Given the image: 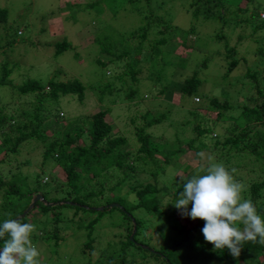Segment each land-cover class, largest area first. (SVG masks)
Here are the masks:
<instances>
[{
    "label": "trees",
    "instance_id": "obj_1",
    "mask_svg": "<svg viewBox=\"0 0 264 264\" xmlns=\"http://www.w3.org/2000/svg\"><path fill=\"white\" fill-rule=\"evenodd\" d=\"M151 1L117 0L121 7L127 2L131 7L130 12L142 14L143 3L147 4V10L150 9L152 20H148L154 24L147 26V31L141 36L142 41L153 34L150 33L152 29L157 30L159 39L150 46L149 62L156 58L164 60L161 58L164 57L163 50L176 41L177 32H182V45L191 48L187 46L191 43L189 37L198 36L197 29L184 30L165 22L153 13ZM183 1L193 20L203 15L205 20L221 19L224 22L234 9L233 2L239 13L250 14L253 34L264 30V21L260 19L264 5L259 0ZM8 21L7 10L0 8V23L5 26ZM196 39L192 43L194 46ZM109 41L104 51L111 54L118 42ZM55 48L58 56L72 47L64 40ZM142 53L143 47H140L136 57L142 59ZM9 54H12L11 43L0 36V90L3 86L12 89L9 102L3 98L0 100V146L3 148L0 166L11 164V156L20 152L25 142H37L43 147L44 163L55 161L58 170L63 173V179H58L54 172L46 178L41 174H24L18 164L16 172L0 171V220L19 218L23 223H32L35 225L32 234L34 244L56 239L59 247L64 239L59 235L60 220L65 218L63 211L70 209L73 211L70 223L80 217L79 230L86 229L88 232L87 241L81 249V254L88 257V264H92L93 259L96 264H264V244L245 241L239 257H234L229 251H214L201 232L204 221L183 217L170 204L175 198L172 202H164L171 188L163 185L159 177L164 176L169 168L180 170L177 162L184 148L165 152L153 146L147 129L161 122L163 117L145 121L149 112L136 119L133 117L131 124L142 123L136 131L140 147L136 152L130 148L125 150L128 139L114 136L112 125L106 120L110 109L69 121L60 116L58 106L61 98L72 96L84 102L86 87L80 80L61 81L53 78L46 84L30 80L22 86H14L9 81L13 73L10 67L19 64L10 62ZM228 54L232 60L227 76L242 63L240 59L233 58L235 48L228 49ZM259 54L264 57L263 47ZM126 57L120 55L118 59ZM262 60L254 69L247 70L242 88L233 97L235 102L228 101L224 95L227 93L230 97V94L222 89L213 98L200 93L202 82L198 76L201 71L208 70L211 57L202 59L192 75L175 83L172 90L176 89L184 99L198 96L206 99V103H209L205 107L207 112L217 113L215 122L203 120L199 125L189 123L200 138L192 140L188 147L199 155L202 149L209 150L205 141L211 138L214 142L212 164L223 163L234 179L243 185V198L251 200L257 212L264 215V58ZM243 62L246 63V60ZM99 63L105 66L103 62ZM163 64V67L173 65L167 60ZM133 73L138 74L137 71ZM24 97H32L34 101L25 100ZM53 112L56 114L53 115ZM140 118L144 119V123L139 121ZM52 121L55 124L45 130L44 126ZM218 121L230 123L213 138L211 136L217 132L215 127H218ZM157 156L163 158L162 165L161 161L156 160ZM143 166L154 167L145 182L139 178ZM173 181L172 188L177 195L182 186L178 185L177 180ZM48 183L53 185L47 188L45 184ZM38 196L42 200L34 203ZM114 203L118 206L110 207ZM138 212L143 215L137 217L135 213ZM110 214V224L105 226L102 223ZM124 220H127V225L123 223ZM50 224H53V229L47 227ZM153 227L156 228L154 232ZM98 228L101 233H96ZM134 230L135 236L131 239ZM101 237L104 240H100ZM105 237L114 241L106 242Z\"/></svg>",
    "mask_w": 264,
    "mask_h": 264
},
{
    "label": "rangeland",
    "instance_id": "obj_2",
    "mask_svg": "<svg viewBox=\"0 0 264 264\" xmlns=\"http://www.w3.org/2000/svg\"><path fill=\"white\" fill-rule=\"evenodd\" d=\"M259 1L264 5V0ZM232 4L234 9L232 8L224 22L221 19L205 20L203 15L198 20H193L183 0H152L151 10L155 15L180 29L196 28L198 36L190 35L191 43L187 46L191 48H186L182 45V32H177L176 41L163 50L164 57L161 58L164 60L156 58L149 62L150 46L159 38L157 30L152 29L150 33L153 34L142 41L141 36L147 31V26L154 24L148 20L152 15L150 9L147 10L146 3L142 4L144 11L139 14L130 12L131 7L127 2L121 7L122 4L117 0H0V8L7 10L9 17L7 25L0 23V36L11 43L12 54H9V61L19 64L10 67L13 73L9 81L14 86H22L30 80L45 84L53 78L61 81L80 80L86 87L84 102L81 103L72 96L61 98L58 106L60 116L69 121L91 117L101 110L110 109L106 120L112 125L113 135L126 137L128 145L124 149L130 148L133 152L140 147L136 131L142 123L131 124L130 120L147 112L150 115L145 121L163 117L161 122L147 129L153 146L165 152L184 148V153L177 162L180 170L169 168L164 176L159 177L163 185L171 188L170 195H167L164 202H172L176 197V190L172 188L173 179L182 186L180 177H188L195 174L198 168L213 163L214 142L211 138L205 141L209 150L202 149L200 152L204 154L203 158L188 147L192 140L200 138L193 131L194 126L189 123L199 125L203 120L215 122L217 118L216 112L208 113L205 109L206 105H209L206 99L199 96L184 99L176 89L172 90L173 85L182 82L184 77L191 76L202 59L211 57L208 70L201 71L198 76L202 82L200 93L213 98L222 89L230 94L228 97L226 93L225 98L235 102L233 97L242 88L241 83L247 70L254 69L264 58L259 54L260 48H264V30L253 34L254 28L249 23L250 14L239 13L233 2ZM260 14V19L264 21V12ZM109 39L118 42L111 54L104 51L110 42ZM195 39L197 43L194 46L192 43ZM64 40L72 48L56 56L55 46ZM140 47H143L142 59L136 57ZM195 47L198 49L195 50ZM233 48L236 49L234 60L240 59L242 63L227 76L232 60L228 57V49ZM120 55L127 57L119 60ZM165 60L173 65H165L164 68ZM1 88L3 89L0 93L3 94H0V100L3 98L9 102L12 89L8 86ZM16 96L18 98V95ZM24 99L34 101L32 97ZM55 114L53 112V115ZM139 121L144 123L142 118ZM217 123V132H213L211 136L213 138L230 122ZM54 124L55 121L48 122L44 129L49 130ZM208 126L212 127L211 124ZM2 153L3 148L0 146V159L3 158ZM43 157L41 144L27 141L22 145L20 152L11 156L13 162L0 166V171L16 172L17 166L21 165L24 174H41L46 178L54 172L58 179H63V173L58 170L57 163L53 160L44 163ZM157 157L156 160L161 161L162 165L163 158ZM140 171V181L145 182L154 167L143 166ZM53 183L45 186L49 188ZM117 206L116 203L110 205L113 208ZM72 212L70 209L63 211L65 218L60 220L62 224L59 235L64 239L59 247L56 245V239L35 244L41 254V264H88V257L81 254L88 232L86 229L79 230L80 217L74 218V222L70 223ZM135 215L140 217L143 213L138 212ZM110 217L111 214L102 224H110ZM111 222L115 225L112 220ZM123 223L128 224L127 220ZM47 227L54 228L53 224ZM154 231L156 228L153 227ZM96 233H101V229L98 228ZM105 239L106 242L114 241L109 237ZM100 240H104V237ZM91 262L96 264L94 259Z\"/></svg>",
    "mask_w": 264,
    "mask_h": 264
},
{
    "label": "clouds",
    "instance_id": "obj_3",
    "mask_svg": "<svg viewBox=\"0 0 264 264\" xmlns=\"http://www.w3.org/2000/svg\"><path fill=\"white\" fill-rule=\"evenodd\" d=\"M180 179L182 190L170 204L183 217L204 221L201 232L214 251L239 257L245 241L264 244V215L243 198V185L223 163L202 166ZM34 231L35 225L19 218L0 220V264H41L40 251L32 242Z\"/></svg>",
    "mask_w": 264,
    "mask_h": 264
},
{
    "label": "water",
    "instance_id": "obj_4",
    "mask_svg": "<svg viewBox=\"0 0 264 264\" xmlns=\"http://www.w3.org/2000/svg\"><path fill=\"white\" fill-rule=\"evenodd\" d=\"M39 200H42V197H41V196H38V197L36 198V200L34 201V203H36V202L39 201ZM27 212H28V211H27ZM27 212H26V213H27ZM135 232H136V230H134V233H133L131 239L134 238V236H135Z\"/></svg>",
    "mask_w": 264,
    "mask_h": 264
}]
</instances>
